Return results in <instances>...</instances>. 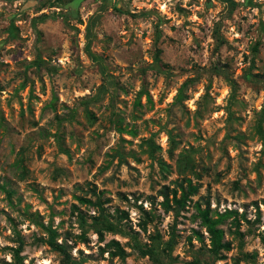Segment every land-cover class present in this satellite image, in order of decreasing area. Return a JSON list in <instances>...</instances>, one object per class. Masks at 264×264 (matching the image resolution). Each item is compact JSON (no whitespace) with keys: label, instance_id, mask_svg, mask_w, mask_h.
<instances>
[{"label":"rangeland","instance_id":"obj_1","mask_svg":"<svg viewBox=\"0 0 264 264\" xmlns=\"http://www.w3.org/2000/svg\"><path fill=\"white\" fill-rule=\"evenodd\" d=\"M75 1L0 0V264H264V0Z\"/></svg>","mask_w":264,"mask_h":264},{"label":"trees","instance_id":"obj_2","mask_svg":"<svg viewBox=\"0 0 264 264\" xmlns=\"http://www.w3.org/2000/svg\"><path fill=\"white\" fill-rule=\"evenodd\" d=\"M77 1L78 0H76L72 4V8L73 9L75 8V5L77 4ZM262 112H264V108H263ZM258 133L260 134L261 138L263 139L264 138L263 135H262L263 133H262L260 128H258ZM263 144H264V142H263ZM180 188L183 191L184 190V185L181 184ZM188 189H191V185H190L189 181H188ZM162 195L164 197V200L162 202V206H163L165 212L172 211L173 209H172V207L170 205V202H169V199H168V194L166 192H162ZM96 197H97V199H96L97 202L95 203V206L100 207V200H99L98 195ZM172 201L179 209L183 205V195H181L180 198H176V192L173 191ZM86 202L91 204L90 201H86ZM177 213H178V211H176L175 214H177ZM92 219H93V224H92L91 227L94 230V232L100 236V238H102L103 234L106 233V232H112V233L121 232V229L119 228V225L117 223L111 222L104 215L102 210L101 211H97V216L92 217ZM209 232L211 234V242H212V248H213L214 255L217 254V252H218V250L220 248H223V247L228 248L227 245H221L220 244V237H219V234H218V232L216 230H213V229L209 228ZM48 234H49V236H48L46 242L50 246V248L53 249L54 251L58 252L60 255H62L63 259L65 261L68 260L69 256H68L67 251H66V243L65 242H63L61 244L57 243L53 239L54 232L51 231L50 229H49ZM16 235H17V241L16 242H17L18 245H17L16 248H12L11 249V251H12V262H11V264H23V259L20 256V253L23 250V241L20 238L19 234H16ZM261 240H262V243L264 244V237H262ZM110 245L113 248L114 255H118L121 258L125 257V251L121 248V246L119 245V243L117 241L112 240L110 242ZM143 254H146V253L144 252Z\"/></svg>","mask_w":264,"mask_h":264}]
</instances>
